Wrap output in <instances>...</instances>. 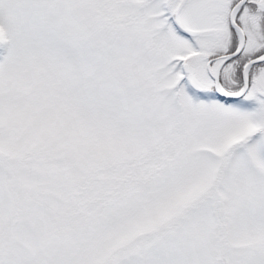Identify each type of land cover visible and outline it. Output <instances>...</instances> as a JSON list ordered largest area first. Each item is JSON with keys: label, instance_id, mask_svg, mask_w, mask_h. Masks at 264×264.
Returning a JSON list of instances; mask_svg holds the SVG:
<instances>
[{"label": "snow or ice", "instance_id": "snow-or-ice-1", "mask_svg": "<svg viewBox=\"0 0 264 264\" xmlns=\"http://www.w3.org/2000/svg\"><path fill=\"white\" fill-rule=\"evenodd\" d=\"M0 264H264V0H0Z\"/></svg>", "mask_w": 264, "mask_h": 264}]
</instances>
